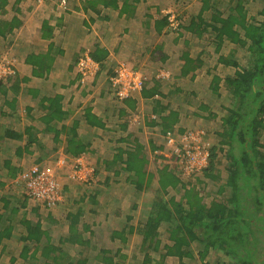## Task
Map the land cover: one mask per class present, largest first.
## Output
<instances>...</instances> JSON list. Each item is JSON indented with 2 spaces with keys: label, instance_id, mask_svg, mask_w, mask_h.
Here are the masks:
<instances>
[{
  "label": "trees",
  "instance_id": "obj_1",
  "mask_svg": "<svg viewBox=\"0 0 264 264\" xmlns=\"http://www.w3.org/2000/svg\"><path fill=\"white\" fill-rule=\"evenodd\" d=\"M250 2L261 6L252 17L248 16ZM213 3V0H201L197 21L185 28L180 25L174 31L178 34V40L183 38L178 58L182 65L177 78H186L191 73L190 80H193L200 73L195 70L200 69L202 61L199 56L191 54L190 45L195 38L214 43L216 52L226 42L243 50L242 64L234 55L228 58L222 55L218 57V63L234 71L223 77L212 75L207 89L211 91L212 97L217 98L221 97L220 90L223 89L230 102L229 106L222 108L224 114L219 119L217 141L209 149L207 166L185 176L177 173L182 166L171 169L170 164H161L151 172L147 171L148 161L141 154V144L118 147L112 159H103V167L112 171V177L115 178L113 185L121 184L122 181L128 191H133L134 194H131L126 206L121 207L118 205L116 188L108 186L110 191L108 187L105 188L104 196L108 201L114 202L112 210L100 217L98 223H82V208L78 206L75 212L65 214V235L56 236L53 229L57 222L52 217L47 221L53 226L43 228L39 219H29L27 213L21 212L19 217V207L14 206L10 210L12 218L19 217L25 230V235L21 236L24 241L21 253L24 264H124L129 251L134 253L133 250L136 249L143 254L141 264H167V261L172 264L174 259L176 264H188L187 262L196 260L202 264H264V144L261 141L264 131V0H236L226 17L211 11ZM6 5L7 0H0V13L4 12ZM106 6L117 9L114 0ZM123 8L128 7L124 5ZM204 13H209V22L202 17ZM197 23L209 27L213 35L203 37ZM17 25L19 24L14 17L10 21L0 19V40L5 39ZM167 25L164 21L159 22L155 26L157 32ZM44 28L42 30L46 32ZM203 29L206 31L208 28ZM184 32L191 37L185 38ZM178 40L175 39V43ZM146 51L149 49L146 48ZM150 56L152 60L158 59L162 63L167 59L162 53V45L150 50ZM44 58L38 56L26 61L33 66V77L38 78L49 70L45 65L49 58ZM13 76L6 78L11 79ZM8 79H0V92L3 95L7 91L5 80ZM29 85L28 82L24 85L25 94L33 91ZM160 88V85L153 82L149 89H141V96L149 103L155 116L148 123L150 126H158V130L164 135L172 133L180 123L176 106L181 103L182 89L167 86L162 91ZM13 89V93H17V88ZM35 92L34 95L31 94L32 97L36 95ZM189 96L193 102L199 100L194 92ZM14 98L2 100L0 117L13 118L16 115L19 105ZM60 100V96H55L53 101H38L43 111L39 118L43 124L41 131L46 136L52 135L54 144L60 143V136L64 135L63 153L75 159L88 152L89 143L86 142L87 136L78 131L79 119L68 126L64 124V116L57 106ZM127 100L128 98L120 103H127ZM195 105L198 111L190 113L192 116L206 121L216 120L217 114L213 113L212 105L199 101ZM6 108H9L7 114ZM29 112L27 106L23 119L28 126L22 134L4 132V135L10 134L16 140L25 136L26 142L24 147L20 146L12 153V150L0 149V153L8 157L4 160L0 157V179L17 180L19 170L13 158L20 159L24 154H31L29 148L35 144L41 152L45 149L44 144L36 138L39 130L35 120L38 118H34ZM83 118L90 127L103 129L101 119L92 116L89 110L83 113ZM2 134L0 133V137ZM55 151L56 148H53L50 152ZM45 156L37 158L35 164L41 163L39 167H42V158ZM96 172L98 170L94 171ZM130 185L133 186L131 189ZM1 187H4L3 181H0ZM208 187L210 191L205 192ZM63 188L67 189L66 184ZM100 193L101 190L98 189L90 192L83 190L76 205L90 204L92 208L89 215L93 216L102 201L98 198ZM145 193L153 194L150 200L146 197L140 203L138 196ZM13 196L16 195L8 193L0 197V202L5 205L1 218L5 217L8 205L13 204ZM26 199L29 200V196L24 194L21 204L17 201L21 210L24 209ZM31 211L35 213L36 208L33 207ZM138 213L140 215L136 219ZM35 215L38 217L37 213ZM11 216H7L8 220ZM6 232L5 229L0 230V241ZM95 236H103L110 241V245H116L115 251L99 248ZM134 239L135 244L130 248L131 240ZM155 256L157 260H154ZM223 258L225 261L221 260ZM10 264H14V261H10Z\"/></svg>",
  "mask_w": 264,
  "mask_h": 264
},
{
  "label": "crops",
  "instance_id": "obj_2",
  "mask_svg": "<svg viewBox=\"0 0 264 264\" xmlns=\"http://www.w3.org/2000/svg\"><path fill=\"white\" fill-rule=\"evenodd\" d=\"M235 1L213 0L211 11L219 12L223 17H226L230 10L229 8ZM110 2L111 0H42L38 3L33 0H7L4 12L0 13V19L10 21L14 17L19 25L15 26L5 39L0 40V55L12 60L11 69L14 73L13 78L6 81V93L3 95L0 92V105H2L1 102L4 98L5 100H11L12 97H15L19 110L13 118L0 117V133H3V136L0 137V149L12 150V146L16 145V143H19L21 148L24 147L25 136L22 138L23 142L20 143L19 139L12 138L10 134L4 135V132L8 131V133L17 135L24 132L25 127L28 126L23 119L27 106L30 109L29 113L34 118H38V120H35L36 128L39 133H43V131L40 132L43 124L39 120L43 115V111L38 101H53L55 96L61 97V100L57 102V106L64 116L65 125L68 126L74 120L79 119L78 131L87 136L86 142L89 143L86 155L93 154L96 149L94 147L95 135H100L103 138L105 134H115L116 131L118 137H112V139L110 138L107 141L108 143L113 142L115 151L118 147H121L120 144L127 143L129 146L128 138H131L134 143L141 144L143 150H145L144 144L141 143L144 134L149 138L148 146L150 149H148V152L150 157L157 152V149H160L156 147L154 140H151L152 136L147 133L155 135L156 131H158V134H161L158 126H150L149 124V120L155 118L151 106L141 96V91L132 93L128 97L127 103H125L126 101L122 102V104L118 102L116 99V87L111 84V78L114 76L113 68L118 64L125 63L132 70H138L144 75V69L140 68L141 65H145L148 60L157 61L155 59L152 60L150 56V50L155 48L157 44L152 48H150L151 46L147 47L149 51L142 47L147 40V36L159 38L169 34L168 25L167 27L163 26L159 33L155 26L159 22L162 23V21L167 24L171 16L173 17L172 21H176L179 26H184V28L189 26L191 22L197 21V16L201 9V0H114L117 9L106 6ZM252 4L254 3L250 2V5ZM124 5H127L128 8H123ZM248 16L252 17L254 14L248 11ZM202 17L209 22V13H204ZM198 26L199 30L203 32L201 34L203 37L213 35L209 27L200 26L199 24ZM43 27L46 28H44L46 32L42 30ZM203 28L208 29L205 31ZM175 34L178 37V34ZM183 36L191 37L186 32H184ZM175 39L178 40L177 38ZM175 39H173L174 46L178 44V42L175 43ZM198 43H201V41ZM179 45L177 63L180 62L178 58L183 44ZM198 47L201 50L200 52L203 53L202 44H198ZM38 56L43 57V59H45L44 57L49 58L45 62L49 70L44 71L37 78L31 75L33 66L26 61ZM166 56L167 61L170 56ZM80 58H88L94 65L90 74L83 75L77 71ZM166 61L164 63L157 61L161 64L159 67L167 69L168 65L165 66ZM76 65L77 68H75ZM181 65L182 62L177 66L178 72ZM24 79H28L29 87L33 89L30 94L23 92L26 90L24 85L27 83ZM153 82L160 85L162 91L166 89L163 87V81L153 80ZM153 82L144 83V90L152 87ZM73 84L77 85L76 89L72 88ZM14 87L17 88V93H13ZM34 92L36 95L32 97ZM180 107V104L176 106L180 117L182 111H186L185 114H189L190 111L188 112V110L180 111L182 109ZM86 110H89L95 118L101 119L103 129H95L85 122L83 113ZM8 111L9 108H6V114ZM67 122L69 124H66ZM133 133L140 136L136 138ZM50 138L49 142L52 143V146H49L47 150L44 149L43 152L38 148L35 154L36 158L43 157L49 150L53 148L57 150L61 146V154L65 157V160H69L71 157L63 153L65 145L64 135L60 136L62 141L58 144L53 143L52 135ZM2 154L0 153L1 156ZM85 154L78 157H82ZM112 157L113 155L103 159L109 160ZM144 157L149 163L150 159L145 155ZM154 157L156 159V156ZM7 158L6 154H3V160ZM73 159L71 158V160ZM99 165L103 167V160H100V163L96 165L98 170H100ZM0 181H3V184L5 183L4 179H0ZM67 182L71 185L70 181ZM124 188L127 189L126 186ZM0 189L3 188L1 187ZM122 191L123 189L121 188L118 191L116 190V197H120V200L127 202L130 200L131 194L123 193ZM7 194L6 190L0 191V197ZM13 207L8 205L5 217L1 218L5 205L0 202V218L2 220L0 222V230L4 231L5 229L7 231L0 241V264H10V261H14V264H24V259L21 255L24 241L21 236L25 235V230L19 222V217L16 219L12 218L10 210ZM7 216H11V219L8 220ZM91 217H94V215H91ZM99 221L97 220L96 222L98 223ZM65 233L66 230L61 235H65Z\"/></svg>",
  "mask_w": 264,
  "mask_h": 264
},
{
  "label": "rangeland",
  "instance_id": "obj_3",
  "mask_svg": "<svg viewBox=\"0 0 264 264\" xmlns=\"http://www.w3.org/2000/svg\"><path fill=\"white\" fill-rule=\"evenodd\" d=\"M261 8V6L257 3H254L249 6L248 11H250L251 14H257L258 10ZM179 25V23H178ZM168 29L170 30L169 34L159 37V38H154L151 36H147V40L145 41V45L143 44L142 47H149L152 48L155 44L160 45L162 44V53L165 55L170 56V59L166 61L165 66L168 65L167 69L159 67L161 64H159L157 61H146L145 65H140L143 70L144 75L141 72L134 71L131 68H129L125 63L118 64L116 67L114 66L113 71L117 67L124 66L125 69L128 71H134L137 72L141 78H142V83H151L153 80H159L163 81L162 83L164 84L163 87L166 88L168 86L169 88H173L174 86L180 87L182 91V97H181V103L180 104V110H188L189 114L191 112H195L196 109V102H203L207 103L213 106V113L217 114L216 120L213 121V119H210L208 121L203 120L202 118H196L192 115L185 114L186 111H182L181 117H180V123L175 127L174 131L171 133L174 136V143L171 141V143L168 142L166 137L164 135H159L158 131H156L155 135H152L151 133L147 132L150 136H152L151 140H154L155 145L157 148V152L152 154L150 157V153L148 152L149 146H148V136L145 134L143 135L144 138L141 140V143L144 144L145 150L142 151L141 154L145 155L147 158L150 159V162L148 163L147 171H153L154 168L170 164L171 169H177L179 166H182V169L180 171H175L177 172L180 176H185L187 173H189L188 169H185V163L187 161L186 158H181L177 154L179 153L180 156L184 152V145H190L191 150L189 151V155H192V151L194 147H199L201 152H207L208 153V158H209V149L212 147L214 143H216L217 138H216V133L219 130V119L220 116L224 114V110L222 109L223 107L229 106V98L225 94L224 90H220L221 97L217 98L215 96H211V91L207 90L209 89V83L211 80L212 75H217L219 77H223L227 74H231L234 70L232 68L227 67L222 65L221 63H218V57L222 55L225 58H228L229 56H233L240 61V63L243 60V50L238 48L235 45H230L227 42L223 45V48L220 49L219 52L215 51V44L214 43H209L208 41L205 40H196L193 39L191 42V54L192 56H199L202 64L200 69L195 70V72L200 71L199 75H196V77L193 80H190V76L192 75L191 73L186 77L178 79L176 78V75L179 73L177 66L180 64V62H176L177 55L179 53L178 47H180L179 44L182 43L183 38H179L178 44L174 46L173 44V39L177 38L176 34L174 31H176L177 28H173L170 26V22H168ZM151 37V38H150ZM190 38V36H188ZM150 38V39H149ZM186 38V36H185ZM201 41V43H198ZM198 44H202L203 46V53H201L200 48L198 47ZM157 56H159V52L157 53ZM156 58V57H155ZM81 58L78 60L80 62ZM7 61V62H6ZM11 59H7L4 56L0 55V64L1 65H6L8 64V68L11 67ZM6 63V64H5ZM13 63V62H12ZM242 64V63H241ZM139 65V66H140ZM77 68V65L76 67ZM159 69V70H158ZM162 69V70H160ZM125 70V71H126ZM78 71V69H77ZM79 72V71H78ZM194 72V73H195ZM176 75L174 76V74ZM193 73V74H194ZM211 74V75H209ZM71 76V75H70ZM174 76V77H173ZM8 79V78H4ZM7 81V80H5ZM166 85V86H165ZM77 85L73 84L72 88L76 89ZM135 91L134 93H136ZM191 92H194L195 95L199 97V100L196 99L195 102H193L191 97L189 96ZM132 94V92H131ZM130 94V95H131ZM178 95V94H177ZM185 96L186 98H184ZM120 102V101H118ZM189 104V105H188ZM136 123V120H135ZM66 124H69L67 122ZM114 124V123H113ZM41 127V126H40ZM177 130H182L183 132L180 133ZM119 131V130H118ZM41 132V130H40ZM38 135V136H37ZM36 138H39L44 146L45 150L49 146H52V143L49 142L51 140V135L46 136L44 133H38ZM166 135V134H165ZM134 137H138L140 135L134 134ZM96 140H94V147L96 148L93 154H85L82 157H77L73 160L71 158L69 160H65V157L61 154V146L57 148V150L54 153H50L51 150H49L45 155L46 158H42V162L44 164L42 166H49L51 169L54 170L53 177L50 180L51 182L57 186H59V201L56 202L53 206L48 205V203L41 199H35V198H30L29 200H25V206L23 207L24 210L22 212L21 206H18V202L21 204V199L22 196L24 197V194H27L30 196V192L26 189L24 181L21 179V173L25 174L27 173L33 166H39L40 164H35L37 163V158L35 156L37 149L34 146L32 148L30 147L29 150L32 152L31 154H24L23 157L19 158H13L14 163L17 164V168L19 170L18 178L16 177L17 180L13 181H8L4 180V187L3 189H0V191H5L6 193H10L16 196H13V204L12 206L19 207V213L18 216L21 217V212L22 213H27V217L29 219H32L36 221L39 219L41 221V224L44 228H47L49 226H53L52 224L48 223L47 219L53 218L57 223L55 224V228L53 229V234L56 236H60L62 232H65L67 223L64 221L65 220V214L75 212L78 208V206H81L82 208V216L81 220L82 222L84 221L85 223L91 224V222H95L100 219V217H103L106 213H109L112 210V203L114 201H108L109 199L104 196L105 188L108 186L110 187H115L116 190L118 191L119 188L123 189V193L127 194H134L133 191H128V189H125L124 186L125 184H118V185H113L112 182L115 181V178L112 176V171H107L105 168L101 167L100 165V170L96 167L100 163V160H103V158L111 157L112 155L115 154V150L113 142L108 143L107 141L110 140V138H117V131L115 134H105L103 138L100 135H95ZM191 138V139H189ZM195 138V139H194ZM129 139V147L130 145H134L135 143L131 141V138ZM165 139L167 140V143L165 142ZM189 139L188 141H185ZM194 139V140H193ZM22 140V139H21ZM20 141L23 142V141ZM38 140V139H37ZM182 140V141H181ZM261 141L264 144V131L261 134ZM39 144L40 141L38 140ZM41 142V143H42ZM19 143H16V145L12 146V151L11 153L17 148ZM122 148L125 146H128L127 143L120 144ZM111 148V149H110ZM113 149V150H112ZM175 149L178 150V153H175ZM10 150V149H8ZM112 150V151H110ZM203 150V151H202ZM35 151V152H34ZM183 151V152H182ZM60 154V155H59ZM7 156V155H6ZM156 156V159H154ZM3 158V154L1 156ZM184 159V160H182ZM78 160V161H77ZM155 160L156 163H155ZM186 160V161H185ZM191 161V160H190ZM184 163V165L182 164ZM208 159L206 161L207 166ZM162 164V165H161ZM224 165V164H223ZM219 166V165H218ZM98 173H94V171H97ZM80 179L79 181H74L73 178ZM108 179V180H107ZM124 180L123 178H121ZM67 181H70L71 185L68 184ZM84 181V182H83ZM64 184H67V189H64L63 186ZM108 187V190L110 191V188ZM133 186L130 185V189ZM46 189V187H44ZM101 190V193L99 194V197L101 201L99 207L96 210V214L94 217H91L90 209L92 206L89 205H82V204H77L79 202V196L82 193L83 190H88V192L92 190ZM129 189V190H130ZM205 192L210 191V188L208 187L207 189L204 190ZM112 192V191H111ZM153 193H148L145 195L139 194L138 196V201L142 203L143 200L147 197L150 200V197L152 196ZM111 195V193H110ZM150 195V196H149ZM107 198V199H106ZM120 198V197H119ZM118 199V205L121 207L125 206L126 201H119ZM124 200V199H123ZM74 201V205H73ZM108 201V202H107ZM131 203V202H130ZM129 203V204H130ZM36 208L35 213L31 211L32 209ZM61 208V209H60ZM59 209V210H58ZM37 213L38 217L35 215ZM140 213L135 216L137 219ZM48 216V217H47ZM103 222V221H102ZM94 228V227H93ZM97 240L98 247L100 248H107L110 251H115L116 245H110V241L106 240V238H103V236H95V241ZM135 240H131V246L130 248H133L132 245L135 244ZM138 242V241H137ZM134 253L129 251L127 259L125 260L124 264H141V261L143 260V254L139 252V250H133ZM96 255V253H95ZM222 258V256L220 257ZM157 256L154 257V260H157ZM225 261V259H221ZM171 262V261H170ZM169 261H167V264H170ZM188 264H202L198 260L194 261H189L187 262ZM172 264H176V260L174 259L172 261Z\"/></svg>",
  "mask_w": 264,
  "mask_h": 264
},
{
  "label": "built area",
  "instance_id": "obj_4",
  "mask_svg": "<svg viewBox=\"0 0 264 264\" xmlns=\"http://www.w3.org/2000/svg\"><path fill=\"white\" fill-rule=\"evenodd\" d=\"M36 2H41L42 0H33ZM64 4V2H63ZM173 17H169L170 26L173 28H178V23L176 21H172ZM6 64V63H5ZM6 65L0 64V79H4L7 76L13 75V71L11 68L7 67ZM94 68V65L88 58H81L79 65H78V71L79 73L83 75L90 74L92 69ZM125 67L120 66L117 67L114 71V76L111 78V84L116 87V99L118 101H122L126 98H128L132 93L135 91L139 92L143 88L142 78L141 76L134 71H125ZM166 139L169 143L171 141L174 143V136L171 133H166L165 135ZM165 139V142L167 143V140ZM191 139V138H189ZM189 139L185 140L188 141ZM195 139V138H194ZM193 139V140H194ZM182 141V140H181ZM191 150L190 145H184V152L180 156L178 153V150L175 149V153H178L177 155L181 158H186L187 161L185 163L184 168L189 170V173L192 171H199L201 168H204L206 165V161L208 159V153L201 152L199 147H194L193 153L190 156L189 151ZM203 151V150H202ZM184 160V159H182ZM191 160V161H190ZM78 161V160H77ZM184 165V163H182ZM54 174V170L51 169L49 166H33L27 173L20 176L21 179L24 181L26 189L30 192V198L35 199H41L45 200L48 205L53 206L56 202L59 201V186L56 187L51 180ZM188 174V173H187ZM74 181H79L80 179L73 178ZM84 182V181H83ZM46 187V189H44ZM44 201V202H45Z\"/></svg>",
  "mask_w": 264,
  "mask_h": 264
},
{
  "label": "clouds",
  "instance_id": "obj_5",
  "mask_svg": "<svg viewBox=\"0 0 264 264\" xmlns=\"http://www.w3.org/2000/svg\"><path fill=\"white\" fill-rule=\"evenodd\" d=\"M179 26V25H178Z\"/></svg>",
  "mask_w": 264,
  "mask_h": 264
}]
</instances>
